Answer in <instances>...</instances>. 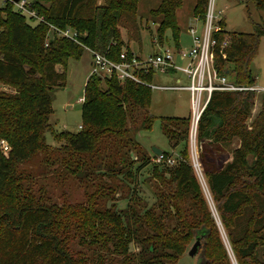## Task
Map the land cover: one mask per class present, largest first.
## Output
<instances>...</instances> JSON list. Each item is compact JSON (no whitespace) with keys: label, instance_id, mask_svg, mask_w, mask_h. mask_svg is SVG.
Here are the masks:
<instances>
[{"label":"trees","instance_id":"1","mask_svg":"<svg viewBox=\"0 0 264 264\" xmlns=\"http://www.w3.org/2000/svg\"><path fill=\"white\" fill-rule=\"evenodd\" d=\"M31 1V8L43 18V23L33 24L17 13L12 3L0 8V84L12 89V92L0 91V140L9 146L6 155L0 152V264H79L57 232L61 207L30 197L20 202L13 200L19 165L49 148L45 133L51 131L48 124L52 112L50 93L65 86L67 62L78 60L84 51L81 45L54 33L47 40L49 26L70 28L79 34L80 44L118 60L122 48L118 31L121 25L132 24L129 40L139 42L138 26L132 18L138 0ZM99 1L102 4L99 5ZM236 1L253 4L264 12V0ZM208 2L195 0L194 17L203 18ZM181 6L182 0H162L157 10L151 12L161 17L157 33L159 45L167 44L166 31L177 37L180 29L176 11ZM224 35L229 45L222 50L225 58L222 53H216V69L228 71L238 86L253 87L256 80L251 65L264 39V25L253 24L251 33L222 31L215 37L222 40ZM56 65H61L63 70L58 72ZM255 94L256 91L249 90L214 92L199 119L196 133L198 168L236 264H264L260 260L264 252V90L260 93V107L253 116ZM150 108L149 89L131 81L88 77L83 91L80 132L53 137L64 143L65 152L91 154L105 144H109L113 152L116 141L120 143L128 137L130 130L151 128L156 117L150 114ZM158 119L172 149H179V159L171 167L165 163L153 167L152 177L164 191L151 193L154 203L149 208L144 207L137 224L151 232V237H144L142 242L149 240L151 252L148 254L160 260L169 257V250L181 249L164 233L168 228L164 221L168 223L172 215L185 216L181 197L198 213L199 227L194 229V234L197 231L202 234L201 245L213 236L219 242V236L190 160L189 119ZM141 161L133 172V163L127 166L125 176L131 181L147 166ZM123 164L121 160L120 166ZM113 165L116 166L115 159L110 167ZM155 209L163 214L164 221H159ZM238 219L245 221L241 235L234 236L237 227L234 221ZM114 221L122 227L116 246L125 252L134 239L136 224L130 207L118 212ZM220 257L223 264H230L223 248Z\"/></svg>","mask_w":264,"mask_h":264},{"label":"rangeland","instance_id":"2","mask_svg":"<svg viewBox=\"0 0 264 264\" xmlns=\"http://www.w3.org/2000/svg\"><path fill=\"white\" fill-rule=\"evenodd\" d=\"M214 11L223 24L222 31L228 34L251 33L253 24L264 25V12L259 11L253 4H239L236 0H213ZM162 3V0H138L137 8L132 18L139 30V42L129 40L132 24L118 28L121 50L131 49L137 55L153 53L157 49L158 28L161 17L151 15L152 11ZM98 4H102L99 1ZM195 0H182L181 8L176 11L179 33L174 37L171 31L164 33V40L170 50H176V41L181 48L191 46V39L186 35L189 27L200 31L201 24L193 15ZM4 5L0 3V8ZM225 36V35H224ZM52 37V32L47 35V40ZM177 38V39H175ZM119 44V43H118ZM163 46V45H161ZM90 55L83 51L78 60H69L66 65V81L63 88L53 89L50 93L52 112L48 117L51 131L45 133L48 149L33 156L29 161L19 165L17 183L13 192L14 201H23L34 198L46 204H56L61 207V214L57 219V232L62 237L64 245L79 261V264H141L153 261L160 264H223L221 260L222 248L230 264H236L225 231L219 221L213 206L205 180L199 170L197 159L194 156V144L189 142L190 160L219 236L211 237L203 242L198 256L190 258L188 251L194 243V229L199 227L198 213L192 210L188 201L181 197L180 201L184 212L183 217L163 220V214L155 209L159 221L163 220L168 228L164 229L168 236L181 247L180 250H169L167 259H153L149 240L151 237L147 228H140L137 219L144 207L149 208L154 203L153 191H164L153 177L152 171L159 163L152 162L153 148L160 149L162 153L179 159V149H172L164 137L158 118L187 119L190 117L189 93L186 91H151L150 114L156 117L149 130H130L129 136L120 143L116 141L112 152L110 145L97 147L91 154H75L65 152L62 145L57 142L54 134L80 132L82 122V102L84 85L90 72ZM182 66L185 62L176 60ZM58 72L63 70L61 65H56ZM251 70L255 77V87L264 89V39H261L258 54L252 62ZM175 78L180 79L179 85L187 86L188 80L180 73L167 75L156 74L152 84L172 86ZM0 91L12 92L9 86L0 84ZM260 93L256 92L252 115L257 113L260 105ZM190 132L188 131V141ZM191 147L193 151L191 152ZM233 148V146H232ZM231 149V148H230ZM115 152V153H114ZM193 153V154H192ZM141 158L145 160L141 161ZM115 159V165L110 167ZM121 160H124L123 166ZM141 161L147 166L141 170L138 177L131 179L125 174L131 167L133 172ZM149 161V162H148ZM217 161V159H216ZM148 162V163H147ZM131 163V164H130ZM107 164V167L103 165ZM130 164V166H129ZM128 166V167H127ZM218 167H221L218 164ZM113 170V172L111 171ZM157 189V190H156ZM169 197V196H168ZM128 204H130L128 206ZM130 207L135 220L133 240L123 252L116 244L120 241L121 226L117 225L114 217L118 212ZM166 210V209H165ZM190 212V213H189ZM192 213V214H191ZM172 214V213H171ZM245 219L234 221L237 227L234 236L241 235L240 230ZM165 227V226H164ZM191 231V233H190ZM131 237V238H132ZM202 243V240H201ZM221 244V246H220ZM260 260L264 261V252Z\"/></svg>","mask_w":264,"mask_h":264},{"label":"built area","instance_id":"3","mask_svg":"<svg viewBox=\"0 0 264 264\" xmlns=\"http://www.w3.org/2000/svg\"><path fill=\"white\" fill-rule=\"evenodd\" d=\"M8 2L12 3L13 9L17 13L33 24L44 22L43 18L31 8V0H18L17 3L14 0H0V3L3 5ZM218 15L214 11V1L209 0L203 18L196 19L201 24L200 31H196L194 27H190L187 30L191 39V46L188 48L180 47L172 51L166 46L167 44L163 46L158 45L155 52L147 53L146 55H137L131 49H124L120 51L118 60L111 59L109 54L96 52L80 44L79 34L70 28L57 29L49 26V29L57 37L81 45L84 51L90 55L91 61L88 77H96L101 80L115 78L119 82L131 81L150 91L170 90L188 92L190 97L189 142L191 145L194 144L193 153L196 157L198 122L214 92H240L245 90L262 92L264 90L255 86L249 88L238 86L230 78L228 71L219 72L216 69V53H222V50L229 45L226 36H223L222 40L215 37V35L222 32ZM222 58H225L223 53ZM176 60L185 62V65L178 64ZM170 73L184 75L189 82L188 85H179L180 79L175 81V84L172 86L152 84V80L156 74L167 75ZM148 77L150 80H148ZM192 151L193 148L191 147ZM0 152L3 155L9 152V146L3 140H0ZM152 162L165 163L171 167L176 163V159L162 153L160 156L154 155Z\"/></svg>","mask_w":264,"mask_h":264},{"label":"water","instance_id":"4","mask_svg":"<svg viewBox=\"0 0 264 264\" xmlns=\"http://www.w3.org/2000/svg\"><path fill=\"white\" fill-rule=\"evenodd\" d=\"M15 3L18 2V0H14ZM228 74V72H226ZM152 153L155 156H160L162 154V151L157 148L152 149ZM201 239H202V234L200 232H196L195 238H194V243L192 244L191 248L188 251V256L190 258H194L198 256V260L201 259L202 253H199L200 248H201Z\"/></svg>","mask_w":264,"mask_h":264},{"label":"crops","instance_id":"5","mask_svg":"<svg viewBox=\"0 0 264 264\" xmlns=\"http://www.w3.org/2000/svg\"><path fill=\"white\" fill-rule=\"evenodd\" d=\"M196 20V19H195ZM190 28V27H189ZM188 30V29H187ZM187 30H186V35L189 37L188 33H187ZM190 38V37H189ZM179 80V78H175V81ZM260 88V87H259ZM83 101V99L81 100V102Z\"/></svg>","mask_w":264,"mask_h":264}]
</instances>
